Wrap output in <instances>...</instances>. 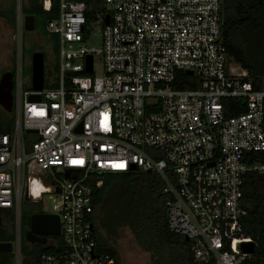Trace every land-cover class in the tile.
<instances>
[{"label":"built area","instance_id":"1","mask_svg":"<svg viewBox=\"0 0 264 264\" xmlns=\"http://www.w3.org/2000/svg\"><path fill=\"white\" fill-rule=\"evenodd\" d=\"M52 1L42 0L43 9ZM57 1L46 31L59 39L58 86L22 85L18 63L14 129L0 133V210L13 214L16 264L22 200L39 203L48 194L60 222L48 246L59 248L60 237L63 250L41 253L40 264H114L94 238V190L102 182L93 175L131 165L163 178L168 229L187 237L193 264H245L254 252L240 244L254 241L238 237L243 180L249 172L264 176V74L255 89L248 72L228 61L222 0H103L108 11L90 24L84 2ZM93 23L101 42L86 46ZM21 30L17 17L18 49ZM180 70L194 86L173 87ZM227 99H243L245 110L226 116Z\"/></svg>","mask_w":264,"mask_h":264},{"label":"trees","instance_id":"2","mask_svg":"<svg viewBox=\"0 0 264 264\" xmlns=\"http://www.w3.org/2000/svg\"><path fill=\"white\" fill-rule=\"evenodd\" d=\"M86 5V20L90 24L98 13L108 11L103 0H80ZM8 2V1H7ZM21 14L34 17L35 28L52 41L56 55L53 70H58V36L46 31L47 21L57 18L58 1L53 0L49 10H44L42 0H27L20 6ZM222 36L228 61L237 63L246 70L254 82V88L261 87L259 80L264 74V2L262 0H222ZM0 16L8 27L15 32L16 5L13 0L5 8H0ZM23 32V31H22ZM86 37V35L84 36ZM32 50L31 52H33ZM15 70V55L13 50ZM44 57V54H43ZM49 83L44 77V88H55L58 81ZM191 76L183 71L176 72L173 87L187 89L194 84L188 83ZM243 99H227L224 102L225 115H236L245 110ZM15 116L0 110V133H11ZM100 179V188L94 190V238L97 249L110 254L119 264L116 250L110 240L122 228H128L137 245L150 254V264H193L189 241L168 229L165 201L169 195L162 193L165 186L163 178L155 171L142 172L139 169L126 172H101L93 175ZM40 211H43L38 207ZM243 208L245 214L240 218L241 232L238 237H250L256 248L245 264H257L264 257V176L249 172L243 180ZM31 212V210H30ZM24 216L29 220V213ZM13 219L11 211L0 210V215ZM24 219V218H23ZM22 216L20 225H22ZM9 233L0 225V241H13ZM59 248L36 245L28 246L20 240V252L27 256L22 264H40L41 253H54L63 250L60 237H56ZM12 253H1L0 264H14Z\"/></svg>","mask_w":264,"mask_h":264},{"label":"rangeland","instance_id":"3","mask_svg":"<svg viewBox=\"0 0 264 264\" xmlns=\"http://www.w3.org/2000/svg\"><path fill=\"white\" fill-rule=\"evenodd\" d=\"M8 1V2H7ZM13 0H0V8H5L12 3ZM16 5V12L18 7L20 8L21 3L27 0H14ZM22 31V30H21ZM21 37V47L18 49L15 43V32L10 30L7 26L4 19L0 17V74L8 66L14 65V60L12 64L10 62L11 50L15 49V68L19 63L21 67V80L22 85L28 84L31 79V55L35 51L42 52L44 54V77L46 81H49L48 78H54L55 73L53 70L54 62L56 60V55L53 51L52 41L49 38L43 37L41 34L38 39L37 35L32 33L20 34ZM101 42V27L100 25L93 23L89 28V36L85 40L86 46H99ZM34 50L33 52H31ZM14 56V55H13ZM93 70L94 73L100 75L102 72V62L100 56H94L93 59ZM24 87V86H23ZM15 91V90H14ZM0 110L7 113L1 106ZM12 114V113H7ZM54 201V195L48 194L44 195L43 199L39 203H32L26 200H22L21 203V216H22V225L21 230H25L26 227H29V220L24 217L26 213L30 212L32 208L40 207L44 212H51V203ZM2 217V224L5 230L11 232L14 228V221L9 220L6 215H0ZM24 218V219H23ZM21 234V232H20ZM110 245L116 250L119 263L120 264H150V254L146 251H143L135 242L134 237L128 228H122L119 230L118 235L113 237L110 240ZM14 255V264H16V252L13 250L11 252ZM27 259L23 253L20 252L19 255V264H22L23 261Z\"/></svg>","mask_w":264,"mask_h":264},{"label":"water","instance_id":"4","mask_svg":"<svg viewBox=\"0 0 264 264\" xmlns=\"http://www.w3.org/2000/svg\"><path fill=\"white\" fill-rule=\"evenodd\" d=\"M17 17L21 19V10L18 7ZM109 15L105 17V24L108 23ZM23 29L25 31L34 30V17L32 15H25L23 17ZM92 56L86 57V69H91ZM187 73H191L188 71ZM31 87L33 90H41L44 83V57L43 53L35 51L31 55ZM13 73L6 72L0 77V106L7 112H13ZM39 96H30V99H38ZM30 131V130H28ZM209 165H213L210 163ZM131 169H135V165H131ZM149 172V171H148ZM26 198V196H25ZM27 199V198H26ZM1 224V218H0ZM60 233L59 217L56 214L49 212L36 213L33 212L29 217V229L26 231L25 239L33 244L37 242L40 245L48 246L53 240L48 239L49 236H58ZM42 236L38 240H33L32 237ZM38 238V237H37ZM184 239L187 240V237ZM243 252H254V242H247L240 244ZM13 245L11 241H0V253H11Z\"/></svg>","mask_w":264,"mask_h":264},{"label":"flooded vegetation","instance_id":"5","mask_svg":"<svg viewBox=\"0 0 264 264\" xmlns=\"http://www.w3.org/2000/svg\"><path fill=\"white\" fill-rule=\"evenodd\" d=\"M25 15H28V14H21V19L19 20V22H20V27H21V29H22V31H24V33L26 32V33H32L33 35H37L38 36V39H41V37H39L40 36V33H39V31L35 28V23H34V30H32V31H25L24 29H23V25H24V23H23V17L25 16ZM1 17V16H0ZM2 18V17H1ZM3 19V18H2ZM5 21V20H4ZM6 22V21H5ZM16 23H17V17H16ZM8 26V25H7ZM11 30V29H10ZM11 55H10V62H11V64H12V60H13V54H12V50H11ZM12 69H13V64H12V66L10 65V66H8L5 70H4V72L3 73H1L0 74V77H1V75L2 74H4V73H6V72H14V71H12ZM33 212H36V213H41V212H43V211H40L39 210V208L37 207V208H32L31 209V212L29 213V217H30V215L33 213ZM0 218H1V223H2V217L0 216ZM1 225V224H0ZM3 225V224H2ZM29 229V227H26V229L25 230H21V234H20V240H21V237H22V239H23V241L28 245V246H30V247H33V246H36V245H40V244H38L37 242H35V243H33V244H31V243H29L28 241H26V239H25V235H26V231ZM38 237V238H37ZM36 238L35 237H32L33 238V240H38L39 238H41L42 236H37ZM12 242V241H11ZM1 254V253H0Z\"/></svg>","mask_w":264,"mask_h":264},{"label":"bare ground","instance_id":"6","mask_svg":"<svg viewBox=\"0 0 264 264\" xmlns=\"http://www.w3.org/2000/svg\"><path fill=\"white\" fill-rule=\"evenodd\" d=\"M39 185H35L34 189H35V192H37L39 189Z\"/></svg>","mask_w":264,"mask_h":264},{"label":"crops","instance_id":"7","mask_svg":"<svg viewBox=\"0 0 264 264\" xmlns=\"http://www.w3.org/2000/svg\"><path fill=\"white\" fill-rule=\"evenodd\" d=\"M17 13V12H16ZM20 227H21V225H20ZM7 231V230H6ZM9 232V231H8ZM11 232H13V234H14V229L13 230H11ZM11 232H9V233H11ZM13 241H14V239H13ZM12 241V242H13ZM119 260V259H118ZM120 264V263H119Z\"/></svg>","mask_w":264,"mask_h":264}]
</instances>
